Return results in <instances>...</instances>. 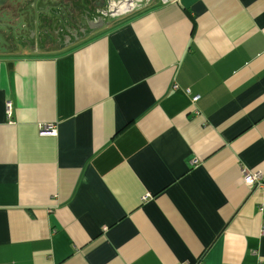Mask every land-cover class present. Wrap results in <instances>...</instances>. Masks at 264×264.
<instances>
[{"label": "crops", "instance_id": "1", "mask_svg": "<svg viewBox=\"0 0 264 264\" xmlns=\"http://www.w3.org/2000/svg\"><path fill=\"white\" fill-rule=\"evenodd\" d=\"M9 1L0 264H264V0Z\"/></svg>", "mask_w": 264, "mask_h": 264}, {"label": "built area", "instance_id": "2", "mask_svg": "<svg viewBox=\"0 0 264 264\" xmlns=\"http://www.w3.org/2000/svg\"><path fill=\"white\" fill-rule=\"evenodd\" d=\"M173 89H177V86L174 85ZM188 92V91H187ZM198 100V97H193L192 101L196 102ZM6 114L9 115L10 114V108L9 106L6 109ZM56 131L54 129H52L51 127H42L40 129V134L41 135H50L53 136L55 135ZM261 178L260 175L258 173H250V172H243V182L247 187H253L255 185L259 186L260 188H262V185L260 184ZM262 234L264 235V231L262 232Z\"/></svg>", "mask_w": 264, "mask_h": 264}, {"label": "rangeland", "instance_id": "3", "mask_svg": "<svg viewBox=\"0 0 264 264\" xmlns=\"http://www.w3.org/2000/svg\"><path fill=\"white\" fill-rule=\"evenodd\" d=\"M64 1H70V0H64ZM88 1H90V0H88ZM9 9H11V7H8V9H6L5 11L7 12V14H8V19H9V21L11 20V21H13L14 20V16H15V14L17 13V11L16 10H9Z\"/></svg>", "mask_w": 264, "mask_h": 264}, {"label": "trees", "instance_id": "4", "mask_svg": "<svg viewBox=\"0 0 264 264\" xmlns=\"http://www.w3.org/2000/svg\"><path fill=\"white\" fill-rule=\"evenodd\" d=\"M11 1H13V0H10L9 2H11ZM21 1V0H20ZM22 1H25V0H22ZM27 1V0H26ZM3 5V4H2ZM11 6V5H10ZM6 10V9H5ZM3 11L2 9H0V16H5L6 18H7V16H8V14H7V12L6 11Z\"/></svg>", "mask_w": 264, "mask_h": 264}, {"label": "flooded vegetation", "instance_id": "5", "mask_svg": "<svg viewBox=\"0 0 264 264\" xmlns=\"http://www.w3.org/2000/svg\"><path fill=\"white\" fill-rule=\"evenodd\" d=\"M106 1H108V3H110V5H114V2H110V0H106ZM119 4V3H118ZM117 4V5H118ZM113 7V6H112Z\"/></svg>", "mask_w": 264, "mask_h": 264}, {"label": "water", "instance_id": "6", "mask_svg": "<svg viewBox=\"0 0 264 264\" xmlns=\"http://www.w3.org/2000/svg\"><path fill=\"white\" fill-rule=\"evenodd\" d=\"M7 20V19H6Z\"/></svg>", "mask_w": 264, "mask_h": 264}]
</instances>
